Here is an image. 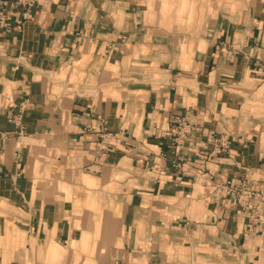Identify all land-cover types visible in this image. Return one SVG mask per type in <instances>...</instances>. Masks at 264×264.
Segmentation results:
<instances>
[{"label": "crops", "instance_id": "obj_1", "mask_svg": "<svg viewBox=\"0 0 264 264\" xmlns=\"http://www.w3.org/2000/svg\"><path fill=\"white\" fill-rule=\"evenodd\" d=\"M16 1L0 264H264V208L254 223L202 178L264 181V0H35L28 19Z\"/></svg>", "mask_w": 264, "mask_h": 264}, {"label": "built area", "instance_id": "obj_2", "mask_svg": "<svg viewBox=\"0 0 264 264\" xmlns=\"http://www.w3.org/2000/svg\"><path fill=\"white\" fill-rule=\"evenodd\" d=\"M16 5L23 8L22 19H28L30 17V11L34 7L35 0H17ZM0 28L5 31L13 29L19 30L21 28L20 23L13 25L11 23V17L9 12L5 11L2 2L0 0ZM254 73L260 77H264V62H259L253 69ZM171 121L176 124L175 130V148L181 147L190 132L193 130V122L189 113H185L183 116L172 117ZM22 134V131H19ZM101 151H106L108 141L113 135L100 131L98 133ZM216 152L220 153L228 149L227 141L219 139L214 144ZM204 180H208L213 183L214 197L223 195L225 197L235 198L237 203L246 209L249 213V217L254 223H260V216L263 215L264 208V181L258 182L257 187L253 188L249 181L245 177H237L232 179L217 180L212 178H206L202 175Z\"/></svg>", "mask_w": 264, "mask_h": 264}]
</instances>
